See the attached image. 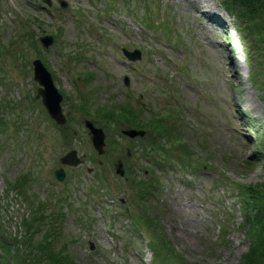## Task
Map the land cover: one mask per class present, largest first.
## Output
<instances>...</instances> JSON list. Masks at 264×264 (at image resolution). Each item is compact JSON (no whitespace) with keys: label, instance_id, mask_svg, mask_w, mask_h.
I'll use <instances>...</instances> for the list:
<instances>
[{"label":"rangeland","instance_id":"374dc122","mask_svg":"<svg viewBox=\"0 0 264 264\" xmlns=\"http://www.w3.org/2000/svg\"><path fill=\"white\" fill-rule=\"evenodd\" d=\"M222 5L0 0L3 235L22 233L33 200L53 213L33 220L34 239L51 228L72 264H155L147 245L152 233L186 264L239 261L252 236L235 181L257 186L264 179V54L246 17ZM43 32L52 37L45 43ZM123 45L141 55L126 58ZM34 54L62 92L63 122L39 99ZM123 101L144 119L162 118L170 137L146 123L141 134L127 136L122 128L131 124L123 117H102L103 107ZM85 118L104 128L101 153ZM70 147L79 162L59 160ZM60 164L58 179L53 169ZM22 172L29 178L18 193L11 182ZM145 175L154 189L141 195Z\"/></svg>","mask_w":264,"mask_h":264},{"label":"trees","instance_id":"16d2710c","mask_svg":"<svg viewBox=\"0 0 264 264\" xmlns=\"http://www.w3.org/2000/svg\"><path fill=\"white\" fill-rule=\"evenodd\" d=\"M223 1L225 2V6L234 9L237 15L246 17L245 27L253 31L256 38L254 42L255 48H258L264 54V0ZM23 33L31 39L30 42L32 43L34 39L31 38L32 32L26 30ZM105 109L103 107L102 111L104 112H101V115L107 120L116 115L119 118L123 117L129 125L141 126L146 123L148 126H154L157 129L156 133L158 135L167 134L169 137L171 135L169 130L162 125V118L152 115L150 119H144L142 116H139L140 109L137 106L127 105L125 101L118 105L111 104L108 110ZM171 113L172 108L167 111L168 115H171ZM179 145H181L182 151L186 149L185 143L181 142ZM145 176L148 177H144L141 181L139 180L141 185L139 194L141 195L154 189L155 180H152L149 175ZM25 178L28 180L29 175L23 172L11 182L16 187L18 193L25 192L23 184ZM236 184V191L240 196L238 202L242 205L241 211L246 214L247 234L252 237L247 248L241 252L239 261H236L235 264H264V179L258 182L257 186L249 183L245 184L241 181H237ZM254 200L255 204H253ZM28 203L31 204L32 208L30 213L26 212L21 217L20 224L24 226L22 233L18 235L11 232V234L8 233V236H5L0 232V264H72L70 254H66L63 251V247L57 246L54 240L55 236L49 233V229L51 228H43L40 237L34 239L32 231L38 224L32 225L33 220L35 221V219L42 218L45 215L50 220L53 213L41 210L44 208V203L36 202L34 206H32L33 200H28ZM38 211L41 212L38 213ZM152 234L150 235L149 246L153 250L151 259L154 260L155 264H158L160 261L165 262V264H186L183 259L176 258L174 250L168 247L164 240L156 241L152 239ZM189 264L198 263L191 262Z\"/></svg>","mask_w":264,"mask_h":264},{"label":"water","instance_id":"95a60500","mask_svg":"<svg viewBox=\"0 0 264 264\" xmlns=\"http://www.w3.org/2000/svg\"><path fill=\"white\" fill-rule=\"evenodd\" d=\"M39 37L42 40H44V43L52 38L50 37L49 33H43V35H39ZM127 52L130 55H134L132 50H129ZM32 69H34L33 76L42 82V84L38 86V90L41 92L40 97L43 103L45 104L44 106L46 110L49 111L50 115H52L57 122L64 121L65 120L64 115L62 109H60V104H59L60 92L53 85V79H51L50 71L43 66L41 59L37 56L33 58ZM85 122L87 128L90 129L92 132L90 133V138L92 139L93 142L92 144L96 147V149H98L99 152H101L102 144L105 142L103 138L104 129L100 125L96 126V124H94V122L91 119L85 118ZM142 130H144L142 127L138 128L135 126H130V128L128 127L123 128V131L126 132L128 135L134 133L141 134ZM78 159L79 158L77 156L76 150H74L73 147L69 148L67 152L65 151L62 155H60V160L67 161V163L78 162L79 161ZM121 163H122L121 160L118 159L115 166V169L118 170L119 173H122L123 171V168L121 167ZM54 172L57 175V178H60L64 174L61 165L55 167Z\"/></svg>","mask_w":264,"mask_h":264},{"label":"bare ground","instance_id":"6f19581e","mask_svg":"<svg viewBox=\"0 0 264 264\" xmlns=\"http://www.w3.org/2000/svg\"><path fill=\"white\" fill-rule=\"evenodd\" d=\"M204 2V1H203ZM200 3V2H199ZM222 45V44H221ZM223 47V46H222ZM178 209V208H177ZM189 212V211H188ZM189 215V214H188ZM186 219V218H185ZM188 220V219H187ZM184 221V220H183ZM182 223V222H181Z\"/></svg>","mask_w":264,"mask_h":264}]
</instances>
